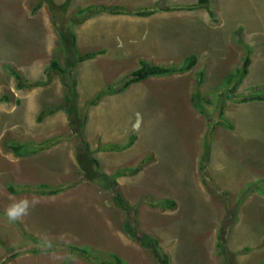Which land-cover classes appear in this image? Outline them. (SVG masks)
I'll return each mask as SVG.
<instances>
[{
    "label": "rangeland",
    "instance_id": "obj_1",
    "mask_svg": "<svg viewBox=\"0 0 264 264\" xmlns=\"http://www.w3.org/2000/svg\"><path fill=\"white\" fill-rule=\"evenodd\" d=\"M197 1L0 0V264H161L123 230L124 220L157 239L166 264H264V0H209L212 14L188 8ZM99 4L156 8L155 21L89 10ZM72 32L79 54L104 52L76 62ZM189 54L196 62L180 74L105 91L140 59L181 66ZM246 56L247 72L227 84ZM67 59L76 101L67 76L46 72L51 60ZM193 92L202 114L190 103ZM72 106L97 166L76 159ZM47 107L57 110L38 120ZM108 144L118 151L96 150ZM121 167L116 188L128 209L99 176ZM40 183L63 189L41 194ZM25 199L28 214L9 221L6 209ZM164 199L175 204L162 206ZM70 245L87 248L91 259Z\"/></svg>",
    "mask_w": 264,
    "mask_h": 264
},
{
    "label": "trees",
    "instance_id": "obj_2",
    "mask_svg": "<svg viewBox=\"0 0 264 264\" xmlns=\"http://www.w3.org/2000/svg\"><path fill=\"white\" fill-rule=\"evenodd\" d=\"M39 2L36 3V6H39ZM53 6V5H51ZM197 6H203L209 14H212V10L210 9L209 6V0H198L195 4L189 5L188 8H195ZM91 12H107L110 14H128V15H137V16H147L150 15L152 13H154L156 11L155 9H151V8H143L140 10H135V11H126L125 9L121 8L120 6H108V5H103V4H99V5H91L89 7ZM168 7H163L162 10H168ZM81 11H83V9H81ZM62 36V35H61ZM60 36V37H61ZM70 36V45L69 47H72V49L75 51L74 54V58L76 61L81 62L84 61L86 59H90L95 57L97 54L104 52L103 49L100 50H95V51H88L86 53H82L79 54L74 46V39L75 36L73 33H69ZM61 41L64 42V48H68L65 44V39L64 37H61ZM69 50V48H68ZM247 53H249V50L247 49ZM196 62V56L194 54H189L185 57V59L183 60V64L180 66L174 65V66H162V65H157V64H151L143 59L139 60V67L136 68L135 70H133L132 72L129 73V75L125 76L123 78V80L121 81V84L108 89V92H117V91H121L125 88H127L129 85H131L132 83H137L140 82L150 76H161V75H168V74H173V73H180L183 72L189 68H191L194 63ZM250 62V58L248 56H246L242 66L237 67L236 71L234 73H230L226 76V82L227 84L232 83L234 81V79L240 80L243 75L247 72V68ZM57 70L60 74H65L68 76V78H70V84H68V88H69V92L72 94V98L73 100H76L77 98V91H76V79L73 77V75H71L69 73V68L67 66H61L57 61L55 60H51L49 65H48V69H46V72L49 70ZM10 71L12 72V74L15 76V78L18 80V86L19 87H23L26 85V81L23 80L20 75L14 71V69H10ZM197 75H200V77L198 76V81L201 80L202 78V73L199 71L197 73ZM197 81V82H198ZM232 90V88H231ZM224 100L222 98H219L216 101V107L218 108V115L219 117H222L223 112H222V106L224 104ZM210 100L209 99H205V103H208ZM190 103L191 105L196 108L200 113H204V109H199V103H197L196 101V93L193 92L190 96ZM204 103V105H206ZM218 104V106H217ZM67 108H69V106H67ZM73 111L71 112L70 110H67V117L69 119V125L71 126V129L73 130V132L75 133V135L77 136L81 146L78 148V150L76 151V159L78 162H80L83 166H85V164H87V161L92 160L93 164H95L96 166L98 165V159L97 158H91L90 156H88L85 153V150L87 151L88 145L87 142L82 138L81 136V132L80 130H78V128L73 124L74 122V118H75V112H76V107L72 106ZM54 108H50L47 107L46 109H43L40 111V113L38 114V120H41L42 117H44L47 114H50L52 112H54ZM71 112V113H70ZM220 119V118H219ZM73 121V122H72ZM83 146V147H82ZM10 147L15 151L18 152L20 149L19 145H10ZM97 149H103V146H98ZM81 151V152H80ZM90 151V150H89ZM139 170V165L134 167V168H129L127 173H134L136 171ZM120 175H125V169H119L117 170L114 175L112 176H107L106 174H99V176L102 178V180L104 181L103 185L107 186L108 190L112 193V198L114 200V202L120 206L123 209H128L129 206L127 205V202H125L124 198L122 197V195L120 194V192L118 191V189L116 188V181H115V177L116 176H120ZM204 180V178H203ZM24 189V188H23ZM37 190V192L41 193V194H55L57 192H59L60 190L63 189L62 186H56V187H51L48 186L46 184L40 183V185L37 186V188H35ZM10 190L15 191V189H13L12 187H10ZM159 204H161L162 206H172L175 204V201H171L170 199H164L163 201H159ZM134 211L136 214V208L134 207ZM136 220V218L134 219ZM123 230L132 238L140 241V243L143 246L146 247H150L153 252L155 253V255L158 256V260L161 264H166L167 260L164 256V258H162L160 256V247L158 246L157 243V239L153 238L151 235L145 233V232H137L134 229V226H130L127 220H124L123 224H122ZM220 239V236H219ZM220 241V240H219ZM218 241V245L221 247V244ZM67 249L71 251L72 254L78 255L84 259H91V253L88 252L87 248H83V247H78L75 245H70L67 246ZM90 251V250H89ZM117 259H119V257L115 256ZM119 261V260H118ZM66 264V263H64ZM104 264V263H102Z\"/></svg>",
    "mask_w": 264,
    "mask_h": 264
},
{
    "label": "clouds",
    "instance_id": "obj_3",
    "mask_svg": "<svg viewBox=\"0 0 264 264\" xmlns=\"http://www.w3.org/2000/svg\"><path fill=\"white\" fill-rule=\"evenodd\" d=\"M91 6V5H90ZM89 6V7H90ZM84 10V9H83ZM90 10V9H89ZM80 12H81V10H80ZM96 13H98V12H96ZM104 13H106V12H104ZM153 14V13H152ZM118 15H124V14H118ZM128 15V14H127ZM151 15V14H150ZM135 16H137V15H135ZM147 16H149V15H147ZM73 33V32H72ZM103 53V52H102ZM98 55V54H97ZM96 55V56H97ZM94 58V57H93ZM75 59V58H74ZM91 59V58H90ZM86 60H89V59H86ZM86 60H84V61H86ZM56 61V60H55ZM76 61V60H75ZM58 62V61H57ZM76 62H78V61H76ZM81 62H83V61H81ZM59 63V62H58ZM70 63H71V61L69 60V59H67V61H65L64 62V64H61V66H67L68 68H69V73L71 74V75H73L72 73H71V67H70ZM57 71V70H56ZM58 72V71H57ZM59 73V72H58ZM181 73V72H180ZM180 73H173V74H180ZM59 75L60 76H67V75H65V74H60L59 73ZM168 75H172V74H168ZM161 76H167V75H161ZM68 77V76H67ZM74 77V76H73ZM150 77H154V76H150ZM150 77H148V78H150ZM155 77H157V76H155ZM148 78H146V79H148ZM69 79V84H70V78H68ZM145 80V79H144ZM144 80H142V81H144ZM142 81H140V82H142ZM77 82V81H76ZM137 83H139V82H137ZM137 83H132V84H137ZM131 84V85H132ZM77 85V84H76ZM130 86V85H129ZM128 86V87H129ZM111 89V88H110ZM125 89H127V88H125ZM125 89H123V90H125ZM123 90H121V91H117V92H122ZM77 91V90H76ZM107 93H111V92H108V90H105ZM117 92H112L111 94H113V93H117ZM72 95V94H71ZM77 99V98H76ZM189 100H190V97H189ZM74 101H76V100H74ZM193 107V106H192ZM50 108H53V107H50ZM194 108V107H193ZM55 110H54V112H52V113H50V114H53V113H55V111L57 110V108H54ZM61 109H63V108H61ZM194 109H196V108H194ZM64 110V109H63ZM66 111V110H65ZM50 114H47V115H50ZM202 114V113H201ZM46 116V115H45ZM66 117H67V113H66ZM42 118H44V117H42ZM41 118V119H42ZM75 121V120H74ZM73 122V121H72ZM70 123H69V119H68V117H67V125H68V127L71 129V126L69 125ZM74 125H75V123H74ZM72 130V129H71ZM72 132H73V130H72ZM74 133V132H73ZM75 134V133H74ZM135 141V140H134ZM134 141L132 142V144H128L127 145V147L126 148H124V149H129V147L130 146H132L133 145V143H134ZM99 145H97L96 146V150L97 151H103V150H105V151H107V150H111V151H118L116 148L118 147L117 145H115V144H108V145H100V146H103V149H97V147H98ZM112 147H114V148H112ZM137 166V165H136ZM135 166V167H136ZM131 168V167H130ZM119 169H123V167H121V168H119ZM119 169H117V170H119ZM116 170V171H117ZM126 170H129V167H127V169ZM114 175V174H113ZM107 176H109V175H107ZM120 176H122V175H120ZM124 176V175H123ZM116 181V180H115ZM121 194V193H120ZM48 195H52V194H48ZM33 205L35 204V201H32L31 202ZM29 207H30V202L28 201V200H20V201H16V202H13L7 209H6V211H5V215H6V217H7V219L9 220V221H11V222H15V221H17L20 217H22V216H24V215H27L28 214V211H29Z\"/></svg>",
    "mask_w": 264,
    "mask_h": 264
},
{
    "label": "crops",
    "instance_id": "obj_4",
    "mask_svg": "<svg viewBox=\"0 0 264 264\" xmlns=\"http://www.w3.org/2000/svg\"><path fill=\"white\" fill-rule=\"evenodd\" d=\"M138 18H152V20H154L155 21V14H153V15H150V16H139ZM140 19H138V21H139ZM154 30H155V27H154ZM150 46H151V48H152V50L153 49H155V42H150ZM155 77V76H154ZM150 78H152V77H150Z\"/></svg>",
    "mask_w": 264,
    "mask_h": 264
}]
</instances>
